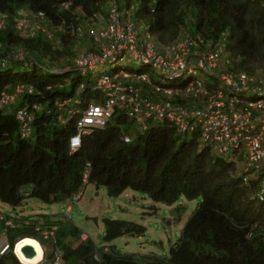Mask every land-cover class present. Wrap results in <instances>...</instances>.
Masks as SVG:
<instances>
[{
    "label": "trees",
    "instance_id": "obj_1",
    "mask_svg": "<svg viewBox=\"0 0 264 264\" xmlns=\"http://www.w3.org/2000/svg\"><path fill=\"white\" fill-rule=\"evenodd\" d=\"M114 6L120 12L131 11L142 36H149L157 48L196 36L204 41L194 48L198 52L206 45L223 44V69L187 71L168 81L159 71L151 73L150 64L135 60L146 68L117 65L94 79V70L83 72L75 59L100 53L95 34L108 28ZM18 10L43 12L52 28L21 34L14 21ZM0 12L11 15L6 28L0 29V94L24 86L15 102L0 106V201L17 207L33 197L68 204L90 184L105 188L111 196L133 190L166 204L182 198L202 199L165 258L121 253L114 245L97 247L91 239L75 247L84 232L56 223L64 264H264L262 178L245 181L241 162L214 152L202 142L201 133L179 143L185 135L170 122L137 132L128 112L115 108L107 127L88 130L81 147H70L87 105L104 98L105 93L97 88L101 78L141 86L142 92L150 94L151 86L141 80L142 75L154 85L174 90H183L197 80L209 90L218 89L222 72L236 78L242 74L264 77V0H0ZM79 39L93 42L95 51L78 54ZM21 51L23 57L17 58ZM128 61L133 60L125 63ZM121 71L130 76L120 75ZM200 73L206 77L202 79ZM155 97L169 96L161 92ZM174 100L186 103L181 97ZM23 107L34 115L30 139L21 137V122L16 117ZM126 134L132 137L129 143L124 141ZM86 174L88 184L82 188ZM12 218L15 224L6 231L10 240L37 234L42 221L53 224L47 216L17 214ZM104 225L107 243L146 232L144 226L127 220L104 218ZM95 254L99 260L94 259ZM0 264L17 261L8 254L0 257Z\"/></svg>",
    "mask_w": 264,
    "mask_h": 264
},
{
    "label": "built area",
    "instance_id": "obj_2",
    "mask_svg": "<svg viewBox=\"0 0 264 264\" xmlns=\"http://www.w3.org/2000/svg\"><path fill=\"white\" fill-rule=\"evenodd\" d=\"M63 7L67 9L69 4H64ZM10 17L9 12H0V29L6 28ZM131 17V11L120 12L117 6L111 8L108 28L95 34L96 40H94L97 41L98 46L100 45V53L89 52L78 56L75 59L76 67L86 72L107 62H116L123 66L126 60H139L158 68L159 73L168 81H175L187 71L190 74H196L198 70L209 72L216 68L223 69V60L226 59L223 44L215 47L206 45L204 50L198 52L194 48H198L204 41L200 36H196L160 49L151 42L149 36H142ZM14 21L15 28L21 34H27L28 30L34 33L35 31L47 32L49 28H52L43 12L18 10ZM130 37L133 38L130 39ZM23 55L21 51L17 58H22ZM120 75L130 76L125 71H121ZM140 77L143 82L151 86L150 94L142 92L141 86L124 84L123 81L113 82L109 78H101L97 81V88L105 93L104 98L99 103L90 102L87 105L82 117L78 120V133L70 140L71 148L81 147L82 136L88 130L107 127L113 110L119 108L128 112L138 132H144L165 122L172 123L180 135L186 136L198 130V133H201L202 142L209 145L214 152L241 162L245 181L249 178H262L263 188L259 197L264 200V77L257 79L242 74L236 78L231 73L222 72L220 86L212 90L207 89L200 80L189 84L183 90L163 89L159 85L152 84L146 75ZM161 92L168 95V99L156 100L155 95ZM23 93L24 86L16 87L13 93L1 92L0 106L15 102L16 98ZM243 93H250L254 98L243 97ZM178 97L186 103L176 102L174 99ZM16 117L21 122V137L30 139L33 136L32 111L30 112L28 107H23L17 110ZM71 117H66L63 121L67 122ZM131 138L126 134L124 141L129 143ZM240 158L242 161H239ZM87 184L88 175L86 174L83 185ZM82 197L83 192L79 191L70 198L66 209L68 217L73 205ZM14 224L15 219L0 211V257L12 254L17 264H64V254L58 245V225H47L45 221H42L37 226V234L10 240L6 231ZM24 237L36 243L39 253L36 252L37 246H26L20 254L17 253L16 248ZM88 239L87 234L83 233L74 243L75 247ZM105 251L109 249L106 248ZM21 254L27 260L38 257L40 259L35 263L23 261L19 256ZM94 259L99 260V255L95 254Z\"/></svg>",
    "mask_w": 264,
    "mask_h": 264
},
{
    "label": "rangeland",
    "instance_id": "obj_3",
    "mask_svg": "<svg viewBox=\"0 0 264 264\" xmlns=\"http://www.w3.org/2000/svg\"><path fill=\"white\" fill-rule=\"evenodd\" d=\"M89 24L93 26L92 21ZM145 28L146 25L143 24V31ZM132 38L130 37V39ZM78 42V54L87 50L95 51L96 45H93V42L82 39H79ZM117 65L119 64L107 62L91 72L96 79V76L111 71ZM125 67L136 70L146 68L141 62L135 60L126 62ZM156 71L158 68L154 66L150 70L151 73ZM200 74L202 79L206 77L205 74ZM163 79L165 80L166 77ZM248 97L253 96L248 93ZM196 133L198 130L184 136L179 143L193 138ZM201 200V198H197L191 201L182 198L174 204H166L155 202L133 190H126L119 196H111L105 188L97 189L93 184H90L85 190L83 198L73 205L70 217L66 215L67 202H45L33 197L27 199L22 206L17 207L0 201V211L12 217L17 214L25 217L47 216L53 223H61L65 228L78 227L97 247L114 245L121 253L140 256L157 255L165 258L169 256L171 247L179 241L184 226L199 207ZM104 218L131 221L144 226L146 232L143 235L130 233L107 243L104 241Z\"/></svg>",
    "mask_w": 264,
    "mask_h": 264
},
{
    "label": "bare ground",
    "instance_id": "obj_4",
    "mask_svg": "<svg viewBox=\"0 0 264 264\" xmlns=\"http://www.w3.org/2000/svg\"><path fill=\"white\" fill-rule=\"evenodd\" d=\"M94 69H95V68H94ZM94 69H92V70H94ZM202 81L205 82L204 80H202ZM242 96H243V97H246V98H254V97H248V93H243ZM71 149L76 150V149H78V148L75 149V148L72 147ZM22 239H23V240L20 242V244H19V245L17 246V248H16L18 254H20V252L22 251V249L25 248L26 246H37L35 242L30 241L29 239H27V237H24V238H22ZM36 252L39 253V248H38V246H37V248H36ZM19 256H20V258H21L23 261H27V262H31V263L38 262L39 259H40V257H38V258H36V259H34V260H27V259L23 256V254H21V255H19Z\"/></svg>",
    "mask_w": 264,
    "mask_h": 264
},
{
    "label": "clouds",
    "instance_id": "obj_5",
    "mask_svg": "<svg viewBox=\"0 0 264 264\" xmlns=\"http://www.w3.org/2000/svg\"><path fill=\"white\" fill-rule=\"evenodd\" d=\"M136 131L138 132V130L136 129ZM127 135H130V134H127ZM131 136V135H130ZM72 138V137H71ZM87 187V185L86 186H84L83 185V187L82 188H86ZM82 192H83V195H84V192H85V189L84 190H81ZM77 194V193H76ZM83 198V197H82ZM53 223V222H52ZM53 224H55V225H57L56 223H53ZM59 227V226H58ZM89 240V239H88ZM87 240V241H88ZM84 243V242H83Z\"/></svg>",
    "mask_w": 264,
    "mask_h": 264
}]
</instances>
